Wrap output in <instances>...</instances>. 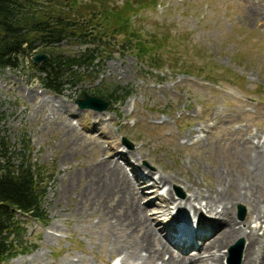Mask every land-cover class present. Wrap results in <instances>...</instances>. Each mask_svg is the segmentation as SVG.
Wrapping results in <instances>:
<instances>
[{
	"label": "rangeland",
	"instance_id": "1",
	"mask_svg": "<svg viewBox=\"0 0 264 264\" xmlns=\"http://www.w3.org/2000/svg\"><path fill=\"white\" fill-rule=\"evenodd\" d=\"M156 1L63 0L95 7L96 18L98 11L120 8L127 2L133 10L132 30L157 43L152 55L161 59L159 71L140 67L136 50L118 48L120 52H113L110 59L83 70L91 73L89 79L84 76L80 84L67 87L60 95L40 87L26 58L21 59L20 68L0 71L1 128L15 153L14 163L20 160L25 139L31 162L54 171L43 202L48 222L24 220L26 239L35 248L3 264L122 263V256L115 251L111 254L114 239L109 231L115 228L124 235L120 218L133 210L128 211L116 198L102 197L100 185L110 178L102 175L100 165L113 151L123 157L118 161L129 174L132 168L151 173L142 204H147L148 216L157 226L167 222L156 213L162 206L171 202L175 213L178 201L190 195L186 183L190 191L207 195L217 188V182L242 178L253 157L247 138L254 146L259 140L264 151V137L259 139L264 135V0H159L154 9ZM89 9L74 17L86 18ZM114 39L119 45L123 34ZM62 49L75 53L80 46L72 41ZM180 70L187 72L180 74ZM108 86L128 92L127 99L101 112V105L79 97L87 92L101 98L97 88ZM76 101H84L86 109H80ZM215 169L222 176L219 180L213 176ZM159 176L171 181L155 191L154 179ZM263 176L264 168L259 189L254 191L261 203ZM158 195L164 197L156 200ZM239 208L244 210L242 219ZM233 212L239 226L247 223V206L237 204ZM116 243L113 246L118 248ZM244 246L239 237L222 249L227 256L221 264L228 261L230 247L234 253L229 259L241 264Z\"/></svg>",
	"mask_w": 264,
	"mask_h": 264
},
{
	"label": "trees",
	"instance_id": "2",
	"mask_svg": "<svg viewBox=\"0 0 264 264\" xmlns=\"http://www.w3.org/2000/svg\"><path fill=\"white\" fill-rule=\"evenodd\" d=\"M158 1L154 3V9ZM67 4L63 0H0V71L20 68L21 59L26 58L40 87L60 95L67 87L80 84L84 76L86 79L91 77L90 73L80 72V69L91 68L95 61L99 65L110 59L113 52H120L118 48L136 50L142 67L156 70L162 67L161 59L152 55L157 43L146 41L132 30L130 13L133 10L127 2L120 8L98 11L97 18L93 12L95 7L89 9L91 5ZM85 9L90 10L86 18L74 17ZM121 34L122 42L117 45L114 38ZM72 41L80 49L66 53L62 47ZM35 50L39 51L32 53ZM38 54L46 55L47 59L34 65L31 58ZM169 70L173 75L177 73L175 69ZM184 72L187 71L180 70L179 73ZM96 94L115 104L125 99L128 92L108 86L97 88ZM3 121L0 112V264L34 249L33 243L27 241L28 237L26 239L24 220L29 218L40 224L48 222L43 202L48 183L54 176V171L31 162L30 144L25 139L22 140L20 160L14 163L15 153L9 149L1 128Z\"/></svg>",
	"mask_w": 264,
	"mask_h": 264
},
{
	"label": "bare ground",
	"instance_id": "3",
	"mask_svg": "<svg viewBox=\"0 0 264 264\" xmlns=\"http://www.w3.org/2000/svg\"><path fill=\"white\" fill-rule=\"evenodd\" d=\"M70 127L69 130L76 134V130ZM263 137L264 135H260V142ZM247 139L244 140L246 144L252 145L253 157L249 163L247 162L248 167L244 170V176L233 179V182L227 179L225 182L227 184L217 182V188L207 195L190 191V185L186 183L184 187L190 195L184 200L178 199L175 216H171V205H173L171 202L156 212L157 216L166 217L164 220L169 223L166 226L153 224L155 221L148 216L147 204L145 206L142 204L144 188L147 186L146 179L151 177V173L147 171L144 174L140 169L132 168L129 174V171L127 172L118 161L123 160V157L113 151V156L100 165L102 175L105 173L110 177L101 182V195L111 200L116 198L120 200L119 204L127 207L128 211H133L131 215L126 216L125 213L120 218L122 226L126 229L124 235L115 228L109 231L114 239L113 244L117 242L116 247H118L115 248L112 244L111 254L115 251L120 257L122 256V263L127 260L129 264H221V260L227 256L221 253L222 249L228 248L231 242L241 237L245 241L241 264H264V232L260 234L261 229L264 228V203L257 199L254 192L259 189L258 178L264 168V163L261 162L264 151L260 149L262 145L259 140L254 146L252 139L250 142ZM106 151L112 152L110 148ZM218 170L215 169L213 173L216 180L222 178ZM242 179L244 183H241ZM167 180L171 181L162 176L154 179L155 191L166 186ZM66 190L64 188V191ZM167 194L170 200H174L170 192ZM160 196L164 197L158 195L156 200ZM237 204L248 207V221L243 226H239V222L234 218L233 206ZM187 209L192 210L194 214L189 215ZM177 213L178 217H176ZM168 215H170L169 219H167ZM212 218H218V222ZM194 221L196 225L193 226ZM252 224L256 226L252 227ZM215 230L217 231L212 235L213 237L210 236ZM191 249L197 253L191 252ZM229 261L232 264L236 262L232 259Z\"/></svg>",
	"mask_w": 264,
	"mask_h": 264
},
{
	"label": "water",
	"instance_id": "4",
	"mask_svg": "<svg viewBox=\"0 0 264 264\" xmlns=\"http://www.w3.org/2000/svg\"><path fill=\"white\" fill-rule=\"evenodd\" d=\"M47 59V57L45 56V55H40V56H35V57H33L32 58V62L33 63H35V64H38V63H40V62H42V61H45ZM83 98H84V101H92V102H95L96 104H98V105H101V108H100V110L99 111H101V112H103V111H105L109 106H110V104H111V102L110 101H108V102H103V101H101L100 99H97V98H95V97H89V96H87V94L85 93L84 95H83ZM84 101H78L77 102V104L79 105V108L80 109H86L82 104H83V102ZM243 209L242 208H240L239 209V217H240V219H242L243 218V216H244V211H242ZM241 244V243H240Z\"/></svg>",
	"mask_w": 264,
	"mask_h": 264
}]
</instances>
